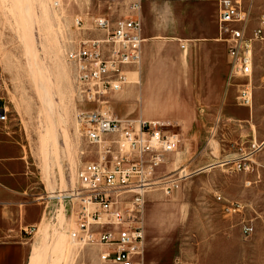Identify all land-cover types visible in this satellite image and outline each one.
Masks as SVG:
<instances>
[{
	"label": "rangeland",
	"instance_id": "374dc122",
	"mask_svg": "<svg viewBox=\"0 0 264 264\" xmlns=\"http://www.w3.org/2000/svg\"><path fill=\"white\" fill-rule=\"evenodd\" d=\"M133 1L0 0V100L7 110L6 120L0 121V158L6 159L41 217L30 235L10 239L25 241L17 242L25 247V264H102L96 246L72 242L67 229L54 224L59 214L60 222L74 225L68 217L76 168L94 160L98 151L81 134L77 116L97 108L107 116L171 122L180 134L179 151L160 168L161 182L145 191L144 264H264V48L257 55L253 103L245 106L235 87L228 90L230 67L219 41L214 79L221 92L212 105H204V95L189 91L201 75L200 55L190 47L218 37L215 5L141 0L143 37L148 39L143 44L154 48L128 73L123 91L106 95L108 102L101 105L88 104L66 53L87 38L103 36L93 27L97 16L125 17ZM78 18L82 25H77ZM181 42L188 46L186 55ZM144 64L160 71L163 81L171 76L175 87L167 91L159 82L144 87L142 95L138 80ZM150 95L162 109L170 107L156 114L147 105ZM241 109L247 117L235 114ZM47 127L52 144L45 159ZM242 154H250L248 173L236 169ZM51 190L56 196L49 197ZM231 203L241 208L228 211ZM246 224L254 227L249 236L243 233ZM9 253L16 254V249Z\"/></svg>",
	"mask_w": 264,
	"mask_h": 264
},
{
	"label": "built area",
	"instance_id": "2783aa9c",
	"mask_svg": "<svg viewBox=\"0 0 264 264\" xmlns=\"http://www.w3.org/2000/svg\"><path fill=\"white\" fill-rule=\"evenodd\" d=\"M216 7L218 40L226 45L229 73L228 90L235 87L238 100L252 106L257 55L264 48V0H199ZM141 0L130 4L129 14L110 20L94 19V30L103 36L87 38L66 53L82 86L85 102L101 105L104 97L123 91L129 83L128 73L140 67L143 59V21ZM82 25L81 18L76 19ZM183 51L185 43H180ZM264 72V61H263ZM264 79V75L262 76ZM7 118L0 100V121ZM77 123L85 140L98 148L96 158L76 168V188L70 192V223L54 224L66 228L72 242L94 245L102 264H144L146 250V195L149 183L181 147L178 132L171 122L136 117L104 115L97 108L78 113ZM256 148V144H253ZM250 154H242L236 169L251 171ZM247 184H251L250 181ZM241 204L231 203L228 211ZM37 226L25 229L30 235ZM250 224L243 226L249 236Z\"/></svg>",
	"mask_w": 264,
	"mask_h": 264
},
{
	"label": "crops",
	"instance_id": "0c3cea01",
	"mask_svg": "<svg viewBox=\"0 0 264 264\" xmlns=\"http://www.w3.org/2000/svg\"><path fill=\"white\" fill-rule=\"evenodd\" d=\"M144 38L145 42H147L148 39L146 37ZM219 41L220 40H218V37H210V39H202L198 42H192L190 47L191 49L192 47H195L200 55L201 75L200 78L194 82L189 91L192 94H198L200 96L204 95L205 99L203 100V104L207 106L212 105L215 102L217 93L219 94L221 92L220 88L218 87V83L214 79L216 68L220 65L219 61H214V53L220 48L218 47V45H220ZM174 45L178 48L177 44ZM153 48V44L149 42L145 45L143 44V55L146 54L148 56ZM187 52L188 48L186 51H184V55H186ZM226 58L228 63L227 50L226 53H224V59ZM145 59H147V57H145ZM156 72L159 74L158 76H155ZM162 77L163 74L160 71L157 69H150L147 64H144L140 80L141 94L143 93L144 87H153L159 82L166 86L167 91L169 87H175L174 81L170 79L171 76L164 81ZM171 93L173 94V92ZM152 97L153 96L151 95L148 97L147 105L150 107L152 106V108L155 109L156 114L165 111L170 107L169 105H166L162 109V107H160ZM195 112L197 116V111ZM235 114L245 115L246 117L248 116L246 109H241ZM5 160L6 159L0 158V164L5 168V170L0 173V247L4 248L3 253H0V264H25V247L17 243L25 241L12 240L10 238L19 235L21 238H23V232L26 234L25 229L31 226H37L41 220V217L39 215L38 207H36L35 204L27 202L25 197L26 191L22 189L23 187L21 183L19 182L18 178L15 177L14 173L11 172L6 162H4ZM31 211H35L36 215L31 216ZM13 249H16V254L11 256L9 251Z\"/></svg>",
	"mask_w": 264,
	"mask_h": 264
},
{
	"label": "bare ground",
	"instance_id": "6f19581e",
	"mask_svg": "<svg viewBox=\"0 0 264 264\" xmlns=\"http://www.w3.org/2000/svg\"><path fill=\"white\" fill-rule=\"evenodd\" d=\"M138 81H140V80H138ZM7 111V110H6ZM7 113V112H6ZM62 118V117H61ZM62 121L65 123V119L64 118H62ZM52 143H51V133H50V129H49V127H47V129H46V133H45V135L43 136V138H42V151H43V153H44V158L46 159V154H47V152H48V147L51 145ZM44 159V160H45ZM161 181L160 180H158V178L156 177L155 178V180L154 181H152L151 183H149L148 185H149V187L147 188V189H151V188H153L155 185H157V184H159ZM50 191V190H49ZM52 192H51V194L49 195V197H53V196H56V194H54L55 193V190L53 191V190H51ZM58 195V194H57ZM59 196V195H58ZM61 196V195H60ZM43 252V251H42ZM41 252V253H42ZM37 254V253H36ZM33 255H35L34 253H33ZM30 258L32 259V255L30 256ZM35 258H36V256H35ZM34 258V259H35ZM38 258H39V256H38ZM42 260V259H41ZM31 261L32 260H30V264H32L31 263ZM41 262V261H40ZM34 263H36L35 261H34Z\"/></svg>",
	"mask_w": 264,
	"mask_h": 264
}]
</instances>
